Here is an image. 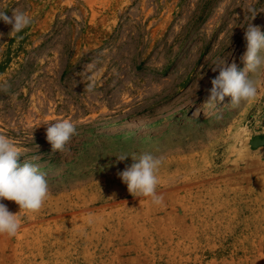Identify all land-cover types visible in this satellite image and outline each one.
Here are the masks:
<instances>
[{
	"label": "rangeland",
	"instance_id": "1",
	"mask_svg": "<svg viewBox=\"0 0 264 264\" xmlns=\"http://www.w3.org/2000/svg\"><path fill=\"white\" fill-rule=\"evenodd\" d=\"M13 10L33 22L0 21V134L50 194L36 213L3 201L20 229L0 264H264V75L239 110L207 103L218 59L244 69L264 0H0ZM65 118L78 135L53 152ZM144 152L163 160L160 205L118 176L133 161L116 156Z\"/></svg>",
	"mask_w": 264,
	"mask_h": 264
},
{
	"label": "clouds",
	"instance_id": "2",
	"mask_svg": "<svg viewBox=\"0 0 264 264\" xmlns=\"http://www.w3.org/2000/svg\"><path fill=\"white\" fill-rule=\"evenodd\" d=\"M249 12L254 20L258 13L255 9H249ZM0 21L11 26L9 33L14 36L33 22L31 16L21 10H13L11 16L6 11H0ZM244 42L245 51L240 57L245 64L243 70L235 61L228 63L225 59H218L211 68L218 75L211 79V88L207 90L208 104H218L225 97H230L228 106L239 110L256 99L259 77L264 75V32H261L260 26L249 23L244 31ZM86 90L92 91V85H88ZM75 135H78L77 126L70 119L47 124L46 140L53 152L64 151ZM22 155L21 149L10 138L0 134V235L9 237L17 235L20 223L17 214L10 212L3 201H13L20 210L36 213L50 194L45 174L31 163L20 164ZM129 156L133 162L118 173L128 192L133 197H150L153 204H162L163 196L157 193L160 184L157 173L163 163L162 158L150 152L116 157L124 161Z\"/></svg>",
	"mask_w": 264,
	"mask_h": 264
}]
</instances>
